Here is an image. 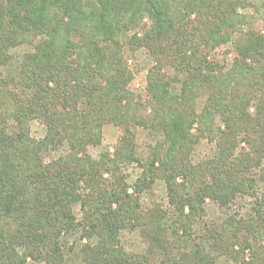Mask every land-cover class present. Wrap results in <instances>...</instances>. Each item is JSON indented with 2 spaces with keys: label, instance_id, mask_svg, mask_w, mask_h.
<instances>
[{
  "label": "trees",
  "instance_id": "obj_1",
  "mask_svg": "<svg viewBox=\"0 0 264 264\" xmlns=\"http://www.w3.org/2000/svg\"><path fill=\"white\" fill-rule=\"evenodd\" d=\"M248 9L264 15V0H0V264H63L61 238L76 221L77 201L83 238L97 239L84 249L87 264H216L193 224L207 200L229 207L254 196L264 162V36L253 30L254 15L240 12ZM146 16L143 39L130 41L156 60L147 77L148 114L129 90L121 44ZM233 41L236 57L224 72L210 55ZM24 44L34 51L5 76L10 48ZM165 66L183 77L179 96L171 94ZM202 94L207 102L198 113ZM34 120L47 129L42 140L30 135ZM105 124L123 135L113 154L94 160L88 150L100 145ZM136 127L164 139L145 159ZM199 137L218 152L193 164ZM65 142L69 152L46 161ZM133 163L143 173L130 193L124 168ZM156 178L166 184L172 216L140 211L135 198ZM252 213L228 217L202 240L213 239L220 256L241 257L250 236L264 240V195ZM137 227L149 242L146 255L121 245V231Z\"/></svg>",
  "mask_w": 264,
  "mask_h": 264
},
{
  "label": "rangeland",
  "instance_id": "obj_2",
  "mask_svg": "<svg viewBox=\"0 0 264 264\" xmlns=\"http://www.w3.org/2000/svg\"><path fill=\"white\" fill-rule=\"evenodd\" d=\"M241 13L247 14L249 16L254 15L253 19V30L264 36V15L255 13L253 9L241 10ZM151 25V21L146 16L143 24L135 29H130L127 31L126 35L121 40L122 55L127 64L129 71L131 72L133 78L129 83V90L136 94L145 107L146 111L144 114L150 113L149 108V94L147 91V77L151 69L156 65L155 58L151 52L144 46H134L131 44V38L137 36L139 39H143L144 27L148 29ZM34 45L24 44L10 48L9 54L12 57V65L3 69L4 75L9 76L10 73L23 61L24 57L34 51ZM236 57L235 42H231L227 45L221 46L216 50L211 52L210 59L219 63L223 67L224 72L227 71L232 65L234 58ZM162 74L166 77L167 81L171 82V94L174 96H179L181 93V80L182 76L178 75L175 70L170 66H165L162 70ZM207 102V95L202 94L195 102V109L200 113L205 107ZM254 113V108L251 109ZM216 125L222 126V122L219 118L216 119ZM12 123V122H11ZM30 135L35 140H42L47 129L40 121L34 120L29 124ZM136 136L137 152L143 159L147 158L152 148L155 144L163 142V137L159 132L145 129L142 127H136L134 129ZM194 134H197L193 130ZM123 131L118 126L113 124H105L102 129V139L98 146L89 148L88 153L92 159L98 160L101 155L105 153L113 154L116 146L118 145ZM242 147V146H241ZM69 152L68 143L65 142L64 145L56 152H53L51 156L46 158V161L50 159H55L61 155H66ZM218 152L217 144L210 141L208 138L199 137L197 142L193 145L191 160L193 164H198L201 161L212 159ZM263 167L260 171L255 174L257 179L255 195L254 196H239L237 200L231 204L229 207H222L219 203L207 200L204 208L205 215L202 219L197 220L193 224V230L195 236L199 239V242L203 243L208 251L213 255L217 256L216 264H260L264 255V240L260 238H255L254 236L249 237V244L251 248L246 249L242 253L241 257L235 258L229 255L220 256L218 251L213 249L214 240H202V237L209 236L210 233L213 234L212 230H221L220 226L228 219L230 216H234L236 219L246 218L249 219L252 216V209L256 203V200L264 195V180ZM124 173L127 176L126 183L130 187L129 192L132 193L137 181L141 178L143 169L136 163H133L124 168ZM262 179V180H261ZM136 201L139 203L142 214H146L155 208H160L169 212V215H173V210L168 202V194L166 189V184L163 179L156 178L151 188L145 191ZM73 212L76 218L74 225H71L69 229L64 230L61 244L63 251V264H87L84 260V249L87 245L96 243L97 239L83 238V211L81 207V202H76L73 205ZM141 227L134 229H125L120 233L121 245L125 251L135 253L138 255L148 254L149 242L147 238L143 235ZM207 230H209L207 232ZM235 251H240V245L235 247ZM260 259V260H259ZM28 264H45L43 262H37L28 260Z\"/></svg>",
  "mask_w": 264,
  "mask_h": 264
}]
</instances>
